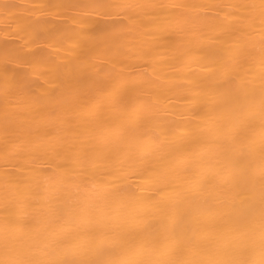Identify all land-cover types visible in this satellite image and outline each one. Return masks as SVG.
I'll list each match as a JSON object with an SVG mask.
<instances>
[{"label": "bare ground", "instance_id": "bare-ground-1", "mask_svg": "<svg viewBox=\"0 0 264 264\" xmlns=\"http://www.w3.org/2000/svg\"><path fill=\"white\" fill-rule=\"evenodd\" d=\"M264 0H0V264H264Z\"/></svg>", "mask_w": 264, "mask_h": 264}, {"label": "clouds", "instance_id": "clouds-1", "mask_svg": "<svg viewBox=\"0 0 264 264\" xmlns=\"http://www.w3.org/2000/svg\"><path fill=\"white\" fill-rule=\"evenodd\" d=\"M262 239H264V233H262V236H261Z\"/></svg>", "mask_w": 264, "mask_h": 264}]
</instances>
